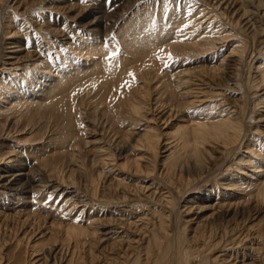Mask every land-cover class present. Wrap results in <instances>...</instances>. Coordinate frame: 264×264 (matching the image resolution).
<instances>
[{"label": "rangeland", "instance_id": "rangeland-1", "mask_svg": "<svg viewBox=\"0 0 264 264\" xmlns=\"http://www.w3.org/2000/svg\"><path fill=\"white\" fill-rule=\"evenodd\" d=\"M54 1L0 0V64L4 55L10 53V50H7L11 47L9 44L15 42V45H20L19 49L24 50L18 55V60L10 61L12 64H23L16 71L12 70L14 69L12 66H0V80L11 81V76L21 74L27 62H32L30 61L32 56L39 58L40 52L33 47L41 41L45 43L47 40L43 39V36L46 30H53L55 26L58 29L74 26V31L70 33L72 40H69V46L72 49L77 48L78 44L86 39L83 38L86 35L77 23L92 11L98 13V18H103L104 15L113 17L108 23V38H102L104 50L95 57V62L102 63V68L111 64L113 66L111 70L115 72L117 80L112 78L107 82V86L112 90L111 93L108 90L103 96L94 98L95 103L101 102L96 108L90 101L95 93L88 96L85 92L87 88L76 92L77 108L73 116L78 126L81 125L79 126L82 130H80V137L85 133L84 138L91 142L84 148L87 155L85 165L81 164L83 162L81 159L79 163L69 162L67 167L65 165L58 168L59 171L51 170V163L59 161L63 156L68 158L67 153L73 152L71 143L68 151L63 150L61 153L56 151V147L52 144L54 129H49L50 134L48 132L44 136V141L27 142L32 139L30 135L32 125L31 127L30 124L24 125L25 118L16 120L2 113L0 126L6 125L8 130L2 133V139H0V160L3 158L7 160L0 162V170L7 165L18 166L19 162H12L20 159L29 164L30 168L39 171L40 175H35L32 190H27L29 193L26 191L27 193L21 195L19 202L17 198L6 200L7 195L3 193L12 195L15 193L9 189L7 191V188L0 185V264H264V203L250 201L249 196L244 194L246 192L240 193L241 199L234 198L232 194L235 192L228 190L229 183L226 181V177L232 175L231 171L235 165L236 167L239 165L238 168L243 170L240 171L234 167L236 172L233 176L237 181L240 180L239 178L246 180L247 174L253 171L252 164L248 163L251 160V154L245 147L248 138H245L243 144L238 145L239 147L230 149L229 153H226V148L224 149L221 145L207 146L213 154L212 165H215L214 174L208 177L209 181H206L210 182L208 184L199 183L195 177H189L190 182H187L186 174L181 172L169 174V165L176 159L174 155L176 152L182 154L184 163L189 165L191 162L188 153L182 151L181 147L177 148L178 136L175 134L177 128H182V125L189 127L192 124L185 122L183 116L177 118L170 113L167 114L169 103L165 102L164 105L167 110L160 109L159 105L155 106L153 100L159 97L157 91H154L149 98L150 107L144 112V119L140 123L142 128H138L139 138L145 133L161 137L157 155L154 154L152 162L148 163L147 159L142 157L146 153L141 152L139 156L143 159L140 162L143 171L140 172L131 167H124L125 160L119 159L112 165L114 169L106 170L108 174L102 181L92 182L93 178L95 181L97 171L101 169L100 165H93L91 161L96 157L99 149L108 148L106 146L110 142L112 145L115 138L111 131L104 133L101 129L89 127L87 122L94 123L95 119L88 120L87 116L82 117L80 114L87 112L90 117L93 114L97 115L99 116L97 122L108 126L103 113L115 110L119 100H124L128 94L127 91L125 93L114 91L118 82L125 80L122 83L124 86L127 80H137L138 85L143 87L147 83V80L139 77L135 70L139 64L146 62L145 65H150V61L144 56L135 55L134 52H126L123 49L124 39L120 37L126 35L124 30L131 26L135 17H143L150 11L156 10V15L165 16L163 22L174 18L173 15L181 18L180 20L185 19L180 30H184L190 34L189 36L195 35V32L201 34L211 21L212 17L209 13L213 8L210 6L211 9L200 14V11L208 7L203 0H59L63 1L61 3H54ZM225 3L230 8V12L236 13L235 20L244 21V23L250 20L252 25L248 32L242 31L248 49L246 59L240 66L241 76L238 83L222 81L221 77L217 79L212 76L211 79L210 76L200 73L201 78L194 84H190L187 90L185 87L181 91L178 89L179 101L190 102L192 109L197 112L203 110V107L209 109L212 106L213 109L209 110L214 108L219 110L221 107L224 109L230 107L233 108L232 111H239V113L242 110L244 116L242 115L241 119L245 121V128L249 130L248 134L253 136L255 143H261L260 148L264 150V119H260L259 124L258 122L256 124V122L252 123L251 118L254 108L251 100L260 95L264 99V87L258 95H254L255 90H250L254 78L258 75L255 72L256 65L264 60V0H224L223 5ZM245 9L255 13L252 16L248 14V20L242 16ZM150 24L149 22L147 27ZM195 24H202V27L196 28ZM101 30H103L102 33L105 32L104 27ZM6 33L11 34L5 36ZM8 37L12 38L8 40ZM49 38L56 40L54 36ZM235 45L233 44L232 47ZM67 48L69 49L68 46ZM221 50L220 54H215L214 51L210 55L205 54L204 58L201 55L189 57L177 51L170 56L161 46L157 50L155 61L162 65L163 76L172 79L186 70L197 73L205 68L212 70L214 66H219V60L222 62L221 60L231 51L227 46ZM53 53V57H57L55 51ZM84 60L92 64L86 58H79V61L85 65ZM83 72L79 74L80 78H86L91 73L90 70ZM88 81L89 79H86V82ZM176 83L177 81L173 80L174 88ZM1 86L2 83H0ZM192 91L194 94L190 93ZM113 95H117V98H114L111 103L110 99ZM81 101L87 104L82 106ZM195 106L198 107L195 108ZM79 108L86 111H80ZM262 114L264 117V108L259 111L258 117ZM80 117L84 119L80 120ZM14 123H18L17 130H13L9 135V125L14 126ZM41 124H37L34 128H41ZM122 127H127V124H123ZM75 142L81 143L80 140ZM130 154L135 155L134 152H126V155ZM145 157H151V155ZM67 158H64V161L69 160ZM64 161L57 163L63 165ZM44 162L49 165L47 163L44 165ZM230 166L232 167L229 172ZM30 174L34 176L35 173ZM3 176L9 175L5 173ZM118 180H122L121 183L124 184ZM45 186L49 188L44 189ZM201 186L204 189L197 190ZM212 187H216L215 192L211 189ZM63 190L66 191L62 194ZM206 191H212L214 199L207 202L204 199ZM70 192H73L72 195H69ZM66 197L76 198L78 205L73 208L72 202L65 203ZM171 197L175 202L174 207L166 203V199ZM222 200H227L228 208L216 207V203ZM199 208L203 209L199 211ZM80 226L90 232L86 239L84 237V239L81 238L82 241L81 239L75 241V239L69 240L64 237L66 228ZM93 226L98 229L96 238ZM75 242L79 243V246ZM51 247H54L55 252L50 259H47L46 254Z\"/></svg>", "mask_w": 264, "mask_h": 264}, {"label": "bare ground", "instance_id": "bare-ground-1", "mask_svg": "<svg viewBox=\"0 0 264 264\" xmlns=\"http://www.w3.org/2000/svg\"><path fill=\"white\" fill-rule=\"evenodd\" d=\"M203 1L206 3V7L207 5L208 7L205 10L200 11V14H203L206 10L211 9L210 6L213 8V10H210L209 13V15L212 17L210 19L211 21L207 24V26L205 27V31L201 34L195 32V35L191 34V36H189L190 34L185 32L184 30H180L182 22H184L185 19L180 20L181 18H176L175 15H173L174 18L163 22L165 16L162 17L160 15H156V10H153L152 12L150 11L146 16H137L138 18L135 17L136 19L134 18V20H132V23L130 24L131 26L129 25L130 27L124 30V32L126 31V35L124 34L125 36L123 35L122 37H120L121 39H124V44L122 45L123 49L126 50V52H134L135 55L138 54L140 56H144L146 60L150 61V65H145V62L143 63L144 65L139 64V67L135 70L138 72L139 77L143 78L145 81L147 80V83L146 86L144 85L143 87V85H138V82H136L137 80H127L126 85L123 86L122 83L125 80H121V82H118V84L116 85V88L113 87L115 88V92L117 91L122 93V91H124L125 93L127 91L128 94H126L127 96L125 95L126 97L124 98V100H119L116 108H114L115 110H109L103 113V118L108 126H103L104 124L98 123L97 117L99 116L97 115L93 114L90 117L89 113L87 112L80 114V116L82 117L87 116L86 118H88V120L92 119L93 121L95 119L94 121L96 123H92L89 121L87 122V125L89 127L101 129L102 131H104V133L111 131V133H114L115 138H112L114 139L113 141L110 140L113 142V144L110 145V142V144L106 146L108 148L99 149L96 157H94V159L91 161L93 165H100L101 169L97 171L95 181L93 178L92 182L95 183L97 181L99 182V180L102 181L105 178L106 174H108L106 173V170L108 168H110V170L114 169L112 165L119 159L125 160L126 164L124 163V167L134 168L138 172L143 171V168L140 164L143 159L141 158V156H139L141 152H145V156L151 155V157H142L146 158L148 163L152 162L154 154L157 155L158 153L161 137H158L154 134L150 135L149 133H145V135L139 138L138 134L140 131L138 132V128H142L140 123L144 119V112L146 108L149 109L150 107L149 98L152 96L154 91H157L159 93V97L158 99L153 100L155 101V106L159 105L161 106L160 109L167 110L164 105L165 102L167 104L169 103V110L167 114L170 113V115H173V117L177 118L183 116L185 122H189L192 124L189 127L182 125V128H177L175 134L178 136L177 148L181 147L182 151H186L191 162L189 165L186 164V162L184 163L182 160V154L176 152L174 154L176 156V159L170 162V169L168 173L170 174V172H181V174H186L185 178L187 179V182L189 181V177H195L196 180L199 181V183L204 182L208 184L210 182L206 181H209L207 180L208 177H211L214 174L215 165H212L213 154L212 151L207 149V146L210 144L221 145L224 146V149L226 148V153H229L230 149L238 145L240 146L241 144H243L244 139L248 138L247 145L245 147L251 154V160H249L248 163L252 164L251 168L253 171L251 172V174H247L248 178H246V180H244L243 178H239L240 180L237 181V179H235V177L233 176V173L236 172L234 167L237 170H243L238 168L239 165L237 167L235 165L232 168L233 171H231L233 172L231 173L232 175L226 177V181L229 183V185H227V188L230 192H235V194L232 195L236 199H241L242 194L240 193L246 192L244 194L249 196L250 201H260L264 203V150L260 148L261 143H255V140L252 139L253 136L248 134L249 130L247 131V129L245 128V121L241 119V116H244L243 111L241 110V113H239V111L235 112L232 111L233 108L230 107L228 109H224L223 107H221L219 110H216L215 108L214 110H209L213 109L212 106L211 108L209 107V109L208 107L207 109H205L206 107H203V110H198L197 112L196 110L192 109L193 107H191L190 102L189 104L185 102L181 103L179 101V92L184 87L187 90L190 84H194L196 80H199L201 78L200 73L206 76L208 75L210 76V78L212 76L217 77V79H219L218 77H221L220 79H223L222 81H228L229 83H238V80L241 76L239 74L240 66H242V63L246 59L245 57L247 54L248 45L244 40L242 31L248 32L251 29L252 25H250L251 22L250 20H248V17L254 15L255 13L245 9L242 12V16H245L244 18L248 21L246 23H244V21L239 22V20L234 19L236 13L229 11L230 8L228 7L227 3L223 5L224 0ZM55 2L61 3L63 1L55 0L54 3ZM183 11L185 10L183 9ZM182 14L184 15L185 13L182 12ZM248 14L249 16H247ZM105 16L106 15H104L103 18H98V13L92 11L91 13H89V15L81 18V20L78 21V26L81 28V30H83L84 35H86L83 38L86 39L81 41L78 44V47L75 49H72L71 46H69V40L72 36H70V33L74 31V26H69L68 28L64 27L62 29H58L57 26H55L53 30H46L43 39L45 38L47 41L45 43L44 41L38 43L36 46H34L36 49L33 47L34 50L40 52L38 53L40 57H37L36 59L34 58V56H32V59H30V61L32 62H27L28 64L22 69L21 74H15L16 72L12 73L15 75L10 77L11 81L8 80V82L4 79L0 80V83H2V86L0 87V118H2V113H4V115H6V117L8 118L14 117L16 118V120L17 118H25V123L23 122L24 125L30 124V127L32 125V127L30 128L32 131L29 130L31 131L30 135L32 136V139H29L27 142L31 143L33 141L39 140L44 141V136L47 135L49 129H54V134L52 133L54 135V142H52V144L56 147V151L58 150L61 153V151L69 149V145L71 143L70 147H72L73 152L71 154L67 153L68 158L67 156H63L57 162L60 163L62 162V160L64 161V158H67L69 160L66 159L67 161H64L63 165H60L57 162L51 163L50 169L53 171H56L58 170V168L65 165L67 167V164L69 162L79 163L81 162V159L84 162H82L81 164L85 165V158H87V155L85 154L86 149L84 148L88 147L91 142L84 138L85 133H83L81 135L82 137H80V132L82 130L79 129V126L81 125L78 126V122L73 116V113L77 108L75 103V100L77 98L76 92L87 88V91L85 92H87L86 94H88V96H90L91 93H95V96H92V99L90 101L91 105H95L96 108V106L100 105L101 102L95 103L94 98L103 96V94H105L108 90H110L109 93H111L112 91L110 87L107 86V82L116 77L115 72L111 70L113 66L111 64H108L110 66L102 68V63L95 62V57L100 55L104 50L103 47L105 45L102 38H108V23L113 18L112 16ZM116 22L113 21V23ZM149 22L151 24L149 27H147ZM201 25L195 24L196 28L202 27ZM102 27H104V33H102ZM175 33H177L178 35H176ZM10 34L11 33H6L5 36H10ZM53 36L54 38H56V40H52L49 38ZM8 38V40H10L12 37ZM14 43L9 44L11 45V47H9L7 50H10V53H6L7 55H4V57L1 59L0 66H12L14 68L12 70L16 71L19 66H22L23 64H12L10 63V61L15 59L18 60V55L21 54V51L24 50L19 49L20 45L18 46ZM233 44L236 45L232 47ZM67 46L69 47V49L67 48ZM161 46L163 48V51L169 55L174 51H177L185 55L187 54V56L189 57L201 55L202 58L205 57V54L210 55L211 52L214 51L215 54H220V52L222 51L221 49L226 46L227 48L229 47V50L231 49V51L229 54H227L226 57L223 58V60H221L222 62H220L219 60L220 65L216 67L214 66L213 68H211L212 70L205 68L204 70H201L197 73H192V71L189 72V70H186V72H180L171 79L163 76V71L161 70L162 65L160 63L158 64L157 61H155V59L157 58V50ZM54 51L57 57H53ZM79 58H86L87 60H89V62H92V64L90 63V65L88 61L84 60V65V63H81V61H79ZM256 66L257 67L255 68V72L258 73V75L256 78H254L253 85L250 86V90L256 91V94L254 93V95H258V93L264 87V60L258 62ZM87 70L91 71L90 75H86V78H80L79 74L84 73L83 71H85L86 73ZM86 79H89V81L86 82ZM115 80H117V78H115ZM173 80L177 81V85L175 86V88L173 86ZM178 89L180 90L179 92ZM190 93L194 94L193 91ZM116 96L113 95L111 97V103L114 98H117ZM251 102L253 103L254 107L251 116L252 123L256 122L257 124L258 122L259 124V122L261 121L260 119H264L263 114L262 116L258 117L259 111L264 108L263 96L260 95L258 97H254ZM80 104L83 106L87 103L81 101ZM197 107L195 106V108ZM125 108H127L126 113L124 112ZM79 109L83 112L86 111V109L83 108ZM118 109H120V111ZM124 113L126 114V116H124ZM81 119L84 118L80 117V120ZM39 123H42L40 125L41 128H34L37 126V124L39 125ZM123 124H127V127H122ZM17 125L18 123H14V126H12L11 124L9 125V135L12 134L13 130H17ZM7 130L8 128L6 125L0 126V139H2V133H5ZM19 131L20 129L18 130V132ZM83 131H85V129ZM48 134H50V132ZM105 135L107 136V134ZM76 140H80L81 143H76ZM18 141L21 142L22 140L18 139ZM130 151L131 153L134 152L135 155H126V152ZM5 160H7V158L1 159L0 162H3ZM12 163H18V166L14 167L7 165L2 170H0V172H2L0 174V185L1 187L7 188V191L9 189L11 192L15 193V195L6 192L3 193L7 195V197L5 198L6 200L17 198V201L19 202L21 195L27 193V190H30L33 186L34 177L35 175L39 174V171H37L35 168H30L29 164L24 163L20 159ZM46 163L44 162L43 164L45 165ZM231 167L232 166H230V169H228L229 172L231 170ZM27 170L29 171L27 172ZM5 173L9 176H3ZM30 173L35 174L34 176H31ZM214 181H217L216 178L214 179ZM119 182L121 183L123 181L120 180ZM43 184H47V182H43ZM48 188H46L45 186L44 189ZM201 189L204 188L202 186L197 188V190ZM211 189L214 192L216 191V187H212ZM65 191L66 190H63L62 194ZM72 193L70 192L69 195H72ZM211 193L212 191H206V193L204 194V199L207 200V202L211 199H214ZM66 199L67 202L65 203L72 202L73 208L78 205V201L75 200L76 198L66 197ZM166 203L170 207H174L175 202L171 197L166 199ZM216 204L217 206H215L219 207L220 209L228 208L227 200L219 201V203ZM201 209L203 208H199L198 210L201 211ZM81 212H83V210ZM64 232L65 238H68L69 240L75 239V241L81 238L84 239V237L86 239L90 233L89 230L85 229L83 226L66 228ZM97 232L98 229L95 228V238ZM80 241H82V239ZM75 244H77V242H75ZM78 244L77 246H79ZM54 252V247H51V249L46 254V258L50 259Z\"/></svg>", "mask_w": 264, "mask_h": 264}]
</instances>
